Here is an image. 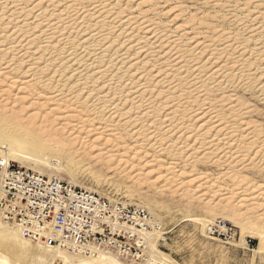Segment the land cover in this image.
Here are the masks:
<instances>
[{
    "label": "bare ground",
    "instance_id": "obj_1",
    "mask_svg": "<svg viewBox=\"0 0 264 264\" xmlns=\"http://www.w3.org/2000/svg\"><path fill=\"white\" fill-rule=\"evenodd\" d=\"M244 1L228 6L225 0L209 2L228 10L231 28L204 26L193 20L187 30H182L180 26H165L150 10L125 16V9L110 0H0V75L11 77V88L20 83L18 92L33 98L42 109L53 107L47 118L64 112L66 124L82 117L98 124L88 134L106 140L99 153L115 148L106 138L116 133H120L117 140H133L135 147L125 148L121 162L127 152H135L139 163L160 162L159 156L147 157L150 148L180 156L186 165L207 159L228 162L234 171L227 175L234 184L220 200L227 201L232 211L225 219L258 239L259 246L253 252L261 255L264 233H246V213L240 208L247 211L261 206L257 204L264 197V189L257 193L261 187L239 176L237 168L264 164V137L257 133L256 123L248 124L245 134H238L237 122L252 110L235 108L239 100L229 93L231 89L255 91L264 100V0ZM196 17L190 13V18ZM158 53L166 56L163 61ZM217 91H224L221 98L228 103L226 112L216 111L213 105ZM194 99L200 102L198 109H182ZM189 118L200 120L191 132ZM243 138L249 145L241 142ZM0 150V158L7 163H17L18 159L39 163L30 155L17 158L12 152L13 159L10 150ZM250 153L253 158L248 157ZM131 161L134 159L124 165L130 168ZM166 169L176 172L179 179L186 175L175 171L173 163ZM205 177L208 181L209 176ZM206 185L208 182L200 184ZM237 194L240 197L233 203L230 196ZM13 228L9 232L2 229L0 264H40L33 258L37 251L38 255L50 249L67 252L23 243L20 230ZM9 241H19L20 249L6 248ZM151 242L150 238V248ZM154 251L157 248L152 245L151 258L156 262ZM108 256L82 257L81 264H121ZM61 257L69 264L62 253ZM159 259L165 264V258Z\"/></svg>",
    "mask_w": 264,
    "mask_h": 264
},
{
    "label": "rangeland",
    "instance_id": "obj_2",
    "mask_svg": "<svg viewBox=\"0 0 264 264\" xmlns=\"http://www.w3.org/2000/svg\"><path fill=\"white\" fill-rule=\"evenodd\" d=\"M110 1L119 8H124L125 16H138L142 10H150L155 15H159L163 24L170 28L180 26L182 30H187L189 24L194 23L193 20L203 23L204 26L232 27L231 22L227 20L231 18L228 10L225 7L209 4L213 0ZM225 1L228 6L231 2L240 0ZM245 2L242 0L243 4ZM251 4L250 2L248 6ZM190 13H195L197 17L190 18ZM224 16L226 19L223 18ZM158 54L163 61L166 56ZM10 79L11 77L0 75V147L10 150L9 155L14 152L16 154L14 157L18 158L20 154H26L39 161L34 163L18 159L17 163L13 162L16 166L36 173L41 172L43 176L56 178L104 198L145 208L161 221V235H151V249L152 245L156 246L157 251H154V254L158 258H165L166 260L162 259L165 264H264V254L257 255L253 252L259 246V240L244 234L245 232L242 233L240 228L225 219L232 214V211L227 201L220 200L226 194L225 192H228L229 186L234 184L227 175L234 171L228 162L215 163L214 160L207 159V161L186 165L180 156H171L168 151L160 154L153 148L148 150L147 157L159 156L161 161L158 163H149V165L139 163V156L135 157V152L125 153L121 162L120 155L125 148L135 147L133 140H117L120 133H116L106 138L115 143V148H108V151L99 153L100 145L106 140H96V137L88 134V131L97 128L98 124L86 121L83 117L66 124L62 114L64 112L49 113L51 115L47 118L46 114L53 107L42 109L33 98L18 92L20 83L11 88ZM216 93L213 102L216 111L226 112L228 103H223L221 98L224 91ZM229 93L239 100L240 107L235 106V108L252 110L250 114L245 115L243 121L237 122L238 134H245L248 130L247 125L256 123L259 125L257 133L264 137V100L255 91L231 89ZM195 97L197 98L196 95ZM199 105L200 102L194 99L182 109L188 108L189 112H192L198 109ZM32 116L34 118L30 120ZM189 119L192 124L191 132L196 129L200 120ZM80 127L83 128L80 129ZM241 142L249 145V140L246 138H243ZM243 143L240 144L245 146ZM168 145L165 148H169ZM237 147L236 144L233 151H236ZM2 154L3 151L0 150V156ZM112 155L117 156L110 158L109 156ZM248 157L253 158L254 154L250 153ZM11 158H13L12 155ZM130 159L134 161L130 162L129 168L124 165V162ZM171 163L175 165V171L185 172V177L179 179L176 177V172H168L166 167ZM133 166L135 167L132 168ZM241 168H237L239 176L258 184L261 188L256 192H261L264 189V164ZM205 176H209L208 181L205 180ZM167 180L169 182H166ZM202 182H208V185L201 187ZM230 197L235 203L240 196L237 194ZM263 199L257 204H261L262 207L254 206L247 211L240 208L246 213L244 220L246 233H264ZM198 219L200 222L197 221ZM210 228L220 234H226V237L219 238L218 233L212 236L209 233ZM2 229L9 232L14 228L13 225L0 221V239ZM20 238L23 243L34 244L21 235ZM5 244L6 248L10 247L17 251L21 246L19 241H9ZM59 251L69 259V264L82 263V257L57 249H50L44 255H38L37 251L33 258L40 264H64ZM110 258L117 261L113 257ZM117 262L125 264L121 261ZM27 264L37 263L29 261Z\"/></svg>",
    "mask_w": 264,
    "mask_h": 264
},
{
    "label": "built area",
    "instance_id": "obj_3",
    "mask_svg": "<svg viewBox=\"0 0 264 264\" xmlns=\"http://www.w3.org/2000/svg\"><path fill=\"white\" fill-rule=\"evenodd\" d=\"M0 220L23 238L80 257L109 255L125 264L152 261L149 239L161 221L145 208L104 198L0 158ZM215 236L218 231L209 229ZM165 235V233H163ZM218 237L226 234L218 233Z\"/></svg>",
    "mask_w": 264,
    "mask_h": 264
},
{
    "label": "snow or ice",
    "instance_id": "obj_4",
    "mask_svg": "<svg viewBox=\"0 0 264 264\" xmlns=\"http://www.w3.org/2000/svg\"><path fill=\"white\" fill-rule=\"evenodd\" d=\"M3 264H7V261H4Z\"/></svg>",
    "mask_w": 264,
    "mask_h": 264
}]
</instances>
